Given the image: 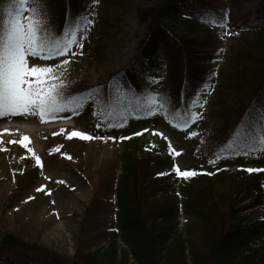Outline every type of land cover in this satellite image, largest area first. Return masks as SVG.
Listing matches in <instances>:
<instances>
[{
    "label": "rangeland",
    "instance_id": "1",
    "mask_svg": "<svg viewBox=\"0 0 264 264\" xmlns=\"http://www.w3.org/2000/svg\"><path fill=\"white\" fill-rule=\"evenodd\" d=\"M151 1L83 0V12L74 29L77 34L68 39L78 43H73L67 53L52 55L51 59L28 58L29 66L34 62L59 65L55 75L64 81L58 87L63 110L43 120L38 114L0 115V126L14 125L24 130L0 128V264L13 261L43 264L51 253L71 264L75 253H85L104 245L115 225L116 190L125 152H131L135 157L138 152L170 155L169 165L154 171L153 178L162 184H172L170 189L179 205L184 204L189 189L204 186L208 189L209 182L205 177L214 178L219 172L210 168L222 155V149L216 150L212 157L217 158L214 161L204 160L212 153V139L217 138L220 128L227 132L225 140L229 152L224 155H248L249 142L244 147L235 143L242 133L236 122L252 96L239 99V102L229 98L224 107L222 80L229 72L234 52L251 36L239 29L238 24L249 18L261 0H205L211 7L224 8L227 25L210 28L204 25L207 31L197 35L177 32L182 41L186 37H192L196 42L205 38L208 48L214 52V71L206 89L190 108L193 121L188 129L178 130L159 119L155 126L147 125L136 132L139 135L99 131L97 121L107 105L101 92L106 81L136 55L148 24L138 21L135 7ZM11 4L12 0H0V22L8 18L7 9ZM44 10L50 33L51 25L58 23V18L56 13H49L46 3ZM63 60L68 64H61ZM50 82L58 84V81ZM168 85L167 73L163 71L154 88L172 94ZM88 89V93L82 94ZM228 108L236 111V115L223 114ZM224 116H231V120L227 122ZM74 130L93 138L70 137L68 134ZM25 135L29 137L24 141L28 147L10 142L20 141ZM134 137L138 138V150L131 142ZM198 147H201V155H197ZM33 152L40 158V164ZM260 154L264 159V149ZM176 167L180 171H194L196 175L180 176ZM249 168L264 171V161L258 167L243 169L248 174L257 172L247 171ZM239 169L234 166L223 170L234 173ZM249 179L248 175L243 178L231 175L224 182L216 181L209 185L207 196L210 195L211 201L223 211L229 204L236 208L251 204L256 190H244ZM252 183L255 185V180ZM261 183L262 203L241 213L249 222L264 219V178ZM165 195V192L158 193L155 199L160 201ZM245 198L248 199L242 201ZM191 222L185 216L180 217L179 232L183 234L185 226ZM13 241L18 245H12L10 242Z\"/></svg>",
    "mask_w": 264,
    "mask_h": 264
},
{
    "label": "trees",
    "instance_id": "2",
    "mask_svg": "<svg viewBox=\"0 0 264 264\" xmlns=\"http://www.w3.org/2000/svg\"><path fill=\"white\" fill-rule=\"evenodd\" d=\"M45 3L49 13H56L58 18V23L51 25L50 34L60 40L69 39L83 12V0H45ZM135 12L139 22L148 24L147 31L136 55L105 83L101 95L107 105L97 121L99 131L132 135L147 125L155 126L159 119L178 130L188 129L193 121L190 108L206 89L214 71V52L205 38L196 42L185 36L182 41L177 32L197 35L207 31L204 25L224 27L228 23L225 10L211 7L205 0H152L137 5ZM238 27L251 36L231 58L229 72L222 80L225 97L221 102L226 107L229 98L239 102L252 96L236 122L242 133L235 143L244 147L249 142L248 155H224L229 152L227 132L220 128L217 138L212 139V153L204 160L214 161L217 159L212 158L214 153L222 149V155L210 168L219 172L214 178L203 176L208 179V189L207 186L189 189L184 204L179 205L173 198L172 184H162L153 178L154 171L169 165L170 155L138 152L135 157L125 152L116 190L114 229L104 245L75 253L71 264H264V219L249 222L241 214L263 201L264 171L248 174L243 169L258 167L264 161L260 154L264 147L255 143L264 125V0ZM163 71L167 73L172 94L154 88ZM235 112L228 108L223 114L236 115ZM224 118L227 122L231 120V116ZM225 120L223 125L227 123ZM137 139L131 140L136 150ZM200 148L197 155L202 154ZM234 166L240 169L234 173L223 170ZM231 175L238 178L248 175L251 180L244 190L254 189L256 193L251 204L238 208L229 204L223 211L206 192L210 184L224 182ZM164 192L163 199L157 201L155 196ZM182 216L192 221L183 234L178 229ZM48 255L43 264H69L54 253Z\"/></svg>",
    "mask_w": 264,
    "mask_h": 264
},
{
    "label": "snow or ice",
    "instance_id": "3",
    "mask_svg": "<svg viewBox=\"0 0 264 264\" xmlns=\"http://www.w3.org/2000/svg\"><path fill=\"white\" fill-rule=\"evenodd\" d=\"M44 9V0H12L11 6L7 9L8 18L0 22V115L38 114L43 120L46 116L63 110L58 87L63 85L64 81L55 75L59 65H42L34 62L29 66L28 58L47 60L51 59L52 55H63L69 51L73 43L78 41L60 40L50 34ZM76 34V31L70 33L73 37ZM61 64L67 65L68 61L63 60ZM50 81H58V84ZM61 131L64 130L61 129ZM139 134L134 133V135ZM68 135L82 139L93 138L85 132L75 130ZM27 140L29 137L25 135L20 141L10 142L24 144ZM255 143L264 147V125L261 126ZM24 146L28 147L27 144ZM29 152H32L31 148ZM173 152H175L174 149ZM33 155L35 156L34 152ZM35 159L37 164L41 163L38 156H35ZM175 170L183 177L196 175L194 171H180L178 167ZM247 171L261 170L249 168ZM40 190L37 189V191Z\"/></svg>",
    "mask_w": 264,
    "mask_h": 264
},
{
    "label": "bare ground",
    "instance_id": "4",
    "mask_svg": "<svg viewBox=\"0 0 264 264\" xmlns=\"http://www.w3.org/2000/svg\"><path fill=\"white\" fill-rule=\"evenodd\" d=\"M11 127H15V128H19L22 132H24L23 129H21L19 126H14V125H5V126H0V128H11Z\"/></svg>",
    "mask_w": 264,
    "mask_h": 264
}]
</instances>
